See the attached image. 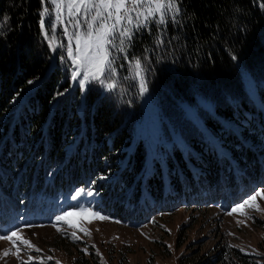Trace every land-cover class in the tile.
I'll return each mask as SVG.
<instances>
[{
  "label": "trees",
  "instance_id": "1",
  "mask_svg": "<svg viewBox=\"0 0 264 264\" xmlns=\"http://www.w3.org/2000/svg\"><path fill=\"white\" fill-rule=\"evenodd\" d=\"M177 7L113 53L114 89L91 82L80 96L51 1L0 0V234L51 222L76 201L140 227L178 210L224 211L264 189V0ZM137 60L156 108L152 148L133 137ZM78 189L94 195L72 199ZM194 264L256 263L223 246Z\"/></svg>",
  "mask_w": 264,
  "mask_h": 264
},
{
  "label": "rangeland",
  "instance_id": "2",
  "mask_svg": "<svg viewBox=\"0 0 264 264\" xmlns=\"http://www.w3.org/2000/svg\"><path fill=\"white\" fill-rule=\"evenodd\" d=\"M52 10L53 31L58 28L63 33L64 25L57 24L53 4ZM48 38L54 48L56 43L53 35ZM66 56L70 63V87H78L82 96L86 85L82 88L78 82L82 76L72 79L74 65L68 58L67 50ZM243 80L249 96L257 104L251 81L245 74ZM198 101L210 108L207 102ZM142 103L143 116L138 121L133 137L142 138L152 148L157 130L156 108L145 93ZM183 108L187 116L197 120L192 107L183 105ZM211 141L216 146L215 140L211 138ZM258 191L261 195L256 196L253 207L246 206L238 212H232L234 207ZM80 209L98 213L85 206L84 202L80 204L76 201L71 209L58 217L69 212L78 213ZM101 216L107 219L98 220L91 215L74 214L65 220L58 221L56 218L49 224L20 226L0 234L4 236L18 231V235L32 245L28 247L22 243V239L15 237V245L12 241L0 239V264H145L147 261L152 264H194L200 262L201 257H212L223 246L246 255L252 263L264 264V189H257L224 211L178 210L166 217L156 218L151 225L140 227H130L109 216ZM73 232L78 238H73ZM5 252L9 255L5 256ZM29 257L32 259L29 260Z\"/></svg>",
  "mask_w": 264,
  "mask_h": 264
},
{
  "label": "snow or ice",
  "instance_id": "3",
  "mask_svg": "<svg viewBox=\"0 0 264 264\" xmlns=\"http://www.w3.org/2000/svg\"><path fill=\"white\" fill-rule=\"evenodd\" d=\"M51 3L55 7L56 22L64 25L63 34L69 41L66 47L68 58L74 65L72 79L76 80L82 76L78 81L82 88L88 83L97 82L102 87L114 89L117 84L109 82L115 79L113 53L127 51L136 31L147 28L151 23L164 25L169 15L175 18L180 12L177 0H51ZM47 14L48 9H45L42 16ZM41 28H44L43 19ZM135 68L136 75L140 77L139 92L143 95L148 91V87L138 60L135 61ZM31 83L33 82L29 81V84ZM85 195L92 196L94 193L91 189H78L72 199ZM259 195L261 193L258 191L250 199L234 207L232 212H238L246 206L253 207L256 196ZM74 214H87L98 220L107 219L89 209H80L78 213H65L57 217V220H65L67 216ZM72 236L78 238L75 232ZM14 237L22 239L18 231L0 236V239L12 241L15 245ZM22 243L32 247L26 239H22ZM16 251L18 253L19 248ZM4 255L9 253L5 252ZM31 259L29 257V260Z\"/></svg>",
  "mask_w": 264,
  "mask_h": 264
}]
</instances>
